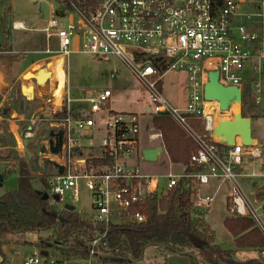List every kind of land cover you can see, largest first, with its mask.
<instances>
[{
	"label": "built area",
	"instance_id": "obj_1",
	"mask_svg": "<svg viewBox=\"0 0 264 264\" xmlns=\"http://www.w3.org/2000/svg\"><path fill=\"white\" fill-rule=\"evenodd\" d=\"M3 9L0 0V15ZM69 13L65 22L49 17L42 30L45 54L51 62H61L65 71L66 59L73 52L100 60L119 59L140 83L151 118L170 116L197 145L191 164L203 168L200 172L170 169L161 176L145 173L141 169V162H146L143 151L162 140L161 132H153L137 113L114 111L110 89L85 91L84 98L71 99L66 76L57 110H52L58 100L56 90L50 89V100L35 116L34 121L48 125L43 124L40 131H24V139H40L34 152L52 163L36 170L23 144V156L20 148L18 153L21 161L32 163V174L44 179L42 189L58 213L69 211L67 206L76 212L81 188L89 192L93 214L81 217L91 225L85 236L84 260L94 264L102 259L103 242L111 226L145 224L151 208L165 214L163 201L183 192L190 195L193 209L206 214L226 187L229 217L250 219L264 236V163L259 172H238L245 159L260 160L263 152L258 144L243 146L239 137L234 146L222 145L224 150H219L213 132L228 112L209 106L215 101L204 100L208 73L218 71L222 85L239 88L243 98L260 105L264 93V0H102L93 10L74 6ZM18 23L13 22L11 28L26 30ZM53 37L57 51L50 50ZM156 56L161 59L154 61ZM41 69L46 70V64ZM171 71L187 74L189 98L184 110L172 107L163 95L162 79ZM46 84L51 85L49 81ZM72 103L87 107L73 110ZM191 115L204 123L206 135L192 127ZM145 130H149L147 146L142 140ZM60 131L63 143L54 154L51 149L56 147ZM49 132L54 137H47ZM159 146L163 153L158 159L167 153L164 145ZM241 177L251 180L253 193L245 191ZM210 186L215 190L207 194ZM257 254L264 258V249ZM23 264H57V260L35 252L26 256Z\"/></svg>",
	"mask_w": 264,
	"mask_h": 264
},
{
	"label": "trees",
	"instance_id": "obj_2",
	"mask_svg": "<svg viewBox=\"0 0 264 264\" xmlns=\"http://www.w3.org/2000/svg\"><path fill=\"white\" fill-rule=\"evenodd\" d=\"M72 10V5L86 11L95 9L102 0H54ZM9 9L4 10L5 17ZM161 56L154 57V61ZM60 99L53 105L52 110H57ZM33 102L22 101V106L30 110ZM8 110V109H5ZM66 110H64V115ZM0 116L7 118L9 112L0 111ZM152 125L159 130L169 158L175 164L185 166L186 172H200L202 166L191 164V154L198 148L194 141L179 127L170 116H154ZM192 127L199 133L206 135L204 123L189 116ZM8 141L1 138V143L7 146ZM13 146V145H11ZM219 150H224L222 145H217ZM10 153L13 150H9ZM18 159V158H17ZM15 162V161H14ZM14 166L4 167L5 180L18 178L16 191H5L0 196V253L3 245V237L6 235L31 232L38 234V243L35 247L41 253L61 255L63 259L59 263L85 259L87 253L82 244L85 236L91 229V225L84 221L75 211H63L58 213L49 201L42 199L38 191L44 190V179L32 174L30 164L18 160ZM264 189V188H263ZM165 214H158L155 208L148 212V220L145 224H133L128 226H111L106 239L104 249L106 254L116 256L105 258L106 262L128 264L132 258L139 259L147 245H154L159 249L195 250L199 256V264H264V258H252L246 261H238L234 254L240 250H254L260 252L264 249V236L255 228L250 219L226 218L223 225L233 238V249L224 250L217 244L214 233L205 224L206 214L192 208L188 193L175 194L169 200L162 203ZM58 215L59 218L54 216ZM117 257L125 258L117 259Z\"/></svg>",
	"mask_w": 264,
	"mask_h": 264
},
{
	"label": "rangeland",
	"instance_id": "obj_3",
	"mask_svg": "<svg viewBox=\"0 0 264 264\" xmlns=\"http://www.w3.org/2000/svg\"><path fill=\"white\" fill-rule=\"evenodd\" d=\"M43 2L48 3L49 5V15L50 19H55L58 21L65 22L67 20L68 15H70V11L66 6H63L54 0H2V6L4 7L6 4L11 5L10 10V25L12 21L18 19L25 20V28L26 31L15 32L13 30H9V34H11V40L14 43L15 51L21 53V60L24 66H29L31 63L45 57V50L47 48L46 37L42 32V29L46 26L47 21L43 19L41 4ZM5 4V5H3ZM75 5H72L74 8ZM5 9V7H4ZM69 11V12H68ZM9 15V14H8ZM6 17V23L9 22V16ZM74 19H76V15L71 14ZM8 19V20H7ZM4 41L2 34L0 33V42ZM56 45L52 42L50 45V50L54 51L56 49ZM44 53V54H43ZM49 63H46V70L42 72V75L49 73ZM63 65L61 62L56 61V73L59 74L62 71ZM64 78L60 76V79L64 80L67 76L68 80V96L71 99H76L79 97V92L81 90L97 92L102 89H110L113 92L112 97V107L116 112L119 113H137L142 119L144 124H148L149 128H154L152 125L151 115H148L145 112V104L148 102L147 96L144 94V91L137 81V79L133 76L130 69L125 66L119 59H107L100 60L91 55L82 54L73 52L66 59V67H65ZM40 66H35L31 71L34 74L40 70ZM26 74V73H25ZM50 74V73H49ZM48 79V76H47ZM24 84L21 86L26 87L28 83L31 87L34 88V84L30 82V78L23 79ZM42 82L39 85L41 88L36 93H23L25 98L30 102H34L38 108H44L48 101L50 100V86ZM63 83H59L61 87ZM163 84V95L167 102L174 108L179 110H184L187 105V101L189 98V87L187 83V74L186 72H168L162 79ZM43 87V88H42ZM16 87L15 91L19 92V88ZM11 92L8 96L9 98L4 102L3 106H0V111L4 110L5 112H9V118L11 116V111L15 110L18 113L19 117H22L28 113L29 110H26V106L19 105L15 108L13 103L10 102L14 99L16 92ZM34 91V90H33ZM22 92V91H21ZM49 93V94H48ZM3 94V92H2ZM1 99V96H0ZM71 109H81L86 108L85 104H70ZM8 109V110H5ZM243 115L246 118L253 119V129L259 130L263 133V142L258 143V147L263 152V157L260 160H252L245 159L243 161L242 167L239 168L238 172L241 174L251 173L252 170L259 172L261 166L264 163V93L261 98L260 105H255L253 99L251 98H243L242 104ZM22 113V114H20ZM14 116V115H13ZM31 115H29L21 123L15 122V119L12 117L9 120H2L0 118V132L7 131L10 129L11 125H18L23 128H27L29 125L32 129L41 130L40 128L48 125V123H37L35 118L33 122H31ZM13 120H12V119ZM225 118V119H224ZM19 119V118H18ZM232 113L226 114L225 117L221 119V121L232 120ZM152 132V131H150ZM153 132H160L156 128H154ZM149 134V130L143 131L142 140L143 145L147 146V137ZM253 134L255 132L253 131ZM4 137V133H0V146H1V138ZM16 145V144H15ZM159 145H164L163 137L162 140L155 142L154 144L148 145V148L157 147ZM165 146V145H164ZM20 148V155L23 154V146ZM166 149V148H165ZM18 158V159H17ZM20 160L19 154L14 151L10 153V151H2L0 153V165L4 167H12L15 162ZM15 161V162H14ZM30 164V163H29ZM141 169L151 175L161 176L167 173L170 169L176 172H180L185 169L184 165L175 164L171 161L166 153L164 156L159 158L157 162H141ZM37 179L41 177L36 176ZM259 185L262 184V180H257ZM240 182L248 193H253L254 190L252 188V182L250 179L241 177ZM37 187L42 188V186L38 185ZM211 188V187H209ZM226 187H224L221 192L216 196L213 207L206 213L204 217L205 224L211 229L214 233L216 239L220 238L222 240L221 247L224 250L233 249V239H231L227 230L225 229L223 222L226 218H230L227 214L225 196H226ZM4 190L0 189V196L4 194ZM76 212L81 214V217L88 216L90 217L93 214V210L91 207L90 194L85 188H81L80 199L78 204L76 205ZM38 234L36 233H25L21 237H19L20 242L24 246H28L24 248L23 246H18L17 250L19 251L20 256L16 259V264H21L23 256L32 255L35 252L39 253L40 250L35 247V244L38 243ZM32 248H36L34 251L30 250ZM28 248V249H27ZM25 249V250H24ZM27 249V251H26ZM24 251V252H22ZM257 253V252H256ZM254 250L244 251V255L239 253L236 257L234 254V258L238 261L240 259H251L256 255ZM258 258V255L257 257ZM94 264H117L106 262L105 259L95 260ZM135 262H130L129 264H134ZM80 264H88L87 260L80 261ZM141 264H163V258L161 254L157 251L155 247H149L145 251L144 259Z\"/></svg>",
	"mask_w": 264,
	"mask_h": 264
},
{
	"label": "water",
	"instance_id": "obj_4",
	"mask_svg": "<svg viewBox=\"0 0 264 264\" xmlns=\"http://www.w3.org/2000/svg\"><path fill=\"white\" fill-rule=\"evenodd\" d=\"M41 11L43 15V19L45 21L49 20V6L48 3L43 2L41 4ZM0 27H4L7 31L6 36L9 34V29L11 26L6 23V17L5 14L0 15ZM4 48L7 49V46L4 45ZM45 71V69H40L37 71L36 74L32 72H27L24 76L25 78H30L31 81H34L36 85L41 84L42 82L47 83L48 79L47 76H49V73H46L45 75H42V72ZM44 84V85H45ZM22 92L25 93L26 91L29 93H33L34 88L29 86L25 87L23 86ZM79 96L81 98L85 97V91L81 90L79 92ZM204 100L207 102H218L219 103V109L221 112H228L232 107H235L234 111L232 112V120H226V121H219L217 124V127L215 128L213 132V139L216 143L220 145H225L232 147L235 145V140L237 137L241 139V142L243 146L245 147H254L258 144L257 136L253 134L252 130V120L250 118H246L243 115L242 111V104H243V97L241 90L234 86H224L219 82V72L218 71H210L208 73V79L207 83L204 86ZM145 112L148 115L152 114L151 109L148 105L145 106ZM32 128H30L29 131H31ZM24 132H21L19 134V137H16V143L18 147H21L22 144L25 148L26 156L28 161L33 163L34 169L38 170L41 167L46 165H49L52 163L51 160H44L43 158H39L40 153L34 152L35 149H37L38 142L40 141L39 138H36L34 140L32 139H24ZM54 137L53 132L47 133V137ZM57 145L56 147H52V152L54 154H57L61 150V146L63 143V132L60 131L57 135ZM163 153V147L157 146V147H151L143 151V157L146 162H157L158 155ZM59 172L63 173V168H59ZM18 185V178L14 177L9 180H5L3 176V168L0 166V188L4 191H16ZM38 195L42 196V199L45 201L49 200V197L46 193H43L42 191H38ZM67 210L69 211H75V208L73 206H67ZM57 218H59L58 215L54 214ZM149 247H154V245H147L145 247V250ZM105 252L104 258L108 257H116L109 254H106V250L102 249ZM174 256H170L168 259V264H187L188 261L186 258L188 254H185L180 251H173ZM44 256H47L48 253L43 254ZM194 259L195 264H197L196 257L191 256ZM117 259H124L121 257H117ZM143 260V255L139 259L132 258V261L135 263H139ZM68 264H80L76 262L68 263ZM219 264H226L222 261L219 262Z\"/></svg>",
	"mask_w": 264,
	"mask_h": 264
},
{
	"label": "crops",
	"instance_id": "obj_5",
	"mask_svg": "<svg viewBox=\"0 0 264 264\" xmlns=\"http://www.w3.org/2000/svg\"><path fill=\"white\" fill-rule=\"evenodd\" d=\"M9 2H10V0H9ZM3 5H5V4H3ZM10 6H11L10 4L9 5L6 4L4 6L5 9L6 8L9 9V11H8V14H9L8 15L9 16V22H8V24L9 25H10V19H11V16H10L11 7ZM5 9H3V12L2 13H4V10ZM49 17H50V15H49ZM13 22H22L24 24V26H25V20L24 19L14 20V21H12V23ZM10 29L13 30L12 28H10ZM26 30H13V31L19 32V31H26ZM3 39H4V41L0 42V96H1L0 106L2 107L4 105L3 103L6 102V100L9 98L8 96L10 95V93L11 92L13 93L15 91L16 87H18L20 90H19V92L18 91H15L16 92L15 97H14V99L10 103L11 104L13 103V106L15 105V108L18 105H19V107H21L22 106V101H29V100H27L25 98L23 92H21L22 91L21 86L24 84L23 79H24V76L26 75L25 73H27L28 71H31L32 68H34L35 66H40V65L42 66L43 64L49 63L50 56H48V55L45 54L46 55L45 57H43V58H41V59H39V60L31 63L29 66H24L23 63H22V60H21V53L15 51L14 43L11 40V34H8V36H5V38H3ZM52 42L57 47L54 51H57L58 50V42H57V39L54 38V37L51 38L50 45H51ZM4 45L7 46V49L4 48ZM64 72L65 71H64V69L62 67V71L60 73H63L64 74ZM30 82H32L34 84V91L33 92L34 93L38 92V90L41 88V86H36V84H35L34 81H30ZM29 86L30 85L27 83L26 84V87H29ZM162 86H163V84H162ZM2 92H3V94H2ZM43 107H45V106H43ZM41 111H42V108L41 109L38 108L36 106V104H34V102H33L32 103V106H31V109L28 111V113L26 115H24L22 117H19L18 113H16L15 110H12L10 117H12L13 119H15V122L21 123L23 121V118L26 117L25 119H28L27 117L29 115H31L30 116L32 118L31 119V122H33V119L35 118V116H37ZM20 114H22V113H20ZM0 118L2 120H5V119L6 120H9V118H4V117H1V116H0ZM251 120H252V130L255 132V134H257L258 143L259 142H263V133L261 131H259V130H254L253 129V119H251ZM30 128L31 127L29 125L27 128L21 129V127H19L18 125L15 124V125H11L10 126V129L7 130L6 132L5 131L0 132V133H4V137H3L4 140L8 141V138H9L8 136L9 135H12L13 140H14L13 143L10 140V142L7 143V146H4L3 144H1V146H0V153H2V151H6V150L7 151L13 150L15 153L19 154L18 153V148L19 147H18V145L16 143L15 138L16 137H19V134L21 132L28 131V130H30ZM11 145H13V146H11ZM22 156H23V154H22ZM30 166H32V163H30ZM210 187L211 188L208 187L205 190L207 194H212L214 192V190H215V187L214 186H210ZM21 236L22 235H19V234H12V235H6V236L3 237V242L4 243H3L2 248H1V251H2V254L3 255H1V253H0V264H16V262H17L16 259L18 258V256H20L19 251L17 250L18 246H23L24 248L28 247V246H24V245L21 244L20 239H19V237H21ZM230 237H231V235H230ZM37 239H38V237H37ZM218 239H219V242L220 241L222 242V240L220 238H218ZM231 239H233V238L231 237ZM82 246H84V249L86 250V248H87L86 242L84 244H82ZM27 249H26V251H27ZM35 249L36 248H32L31 247L30 250H33L34 251ZM244 251H248V250H240V251H237L235 253V256L236 257H239L238 254L239 253H242L243 254ZM22 252H24V251H22ZM39 253H41V252H39ZM42 254H45V253H42ZM257 255L258 254L256 253L255 257H252V258H256ZM26 256L25 255L23 256L21 264H23L24 258ZM104 256H102V259H105ZM45 257L46 258L54 257L57 260V264H68V263H72V262L80 263V261L83 260V259H80V260H76V261H67V262L59 263L58 260L61 261L63 259V257L61 255L48 254ZM246 260H249V259H240V261H246Z\"/></svg>",
	"mask_w": 264,
	"mask_h": 264
},
{
	"label": "flooded vegetation",
	"instance_id": "obj_6",
	"mask_svg": "<svg viewBox=\"0 0 264 264\" xmlns=\"http://www.w3.org/2000/svg\"><path fill=\"white\" fill-rule=\"evenodd\" d=\"M0 33L2 34V37L5 38L6 34H7V31L4 27H0ZM221 241L219 242V239L217 241V244L220 246L221 245ZM157 251L161 254L162 258H163V264H168V259L170 256H174V252L173 251H180V250H175V249H170V248H166V249H159L158 247L154 246ZM145 249L142 253L143 255V259H144V255H145ZM180 252H183L185 254H188L187 257H184L187 259L188 263L187 264H195L194 262V259L193 257L191 256H195L196 257V261H197V264H199V256H198V253L195 251V250H184V251H180ZM143 261V260H142ZM141 261V262H142ZM133 262V261H131ZM141 262L139 263H134V264H141ZM129 264V263H128Z\"/></svg>",
	"mask_w": 264,
	"mask_h": 264
},
{
	"label": "bare ground",
	"instance_id": "obj_7",
	"mask_svg": "<svg viewBox=\"0 0 264 264\" xmlns=\"http://www.w3.org/2000/svg\"><path fill=\"white\" fill-rule=\"evenodd\" d=\"M18 25L22 26L21 22H19ZM49 69H50L49 70L50 75L48 76V81L51 84L50 85V89L52 91H55L56 90L57 99H60L61 98V90H62L63 84L60 87L59 86V83H64V81H65V79L64 80L60 79V76L64 78L65 72H64V74L63 73H60V74H57L56 73V61L51 62V64L49 65ZM209 106L218 107L219 106V103L218 102L217 103L216 102H213ZM234 109H235V107H232L230 109V111H228L227 114L232 113L234 111ZM23 154H24V150H23Z\"/></svg>",
	"mask_w": 264,
	"mask_h": 264
}]
</instances>
